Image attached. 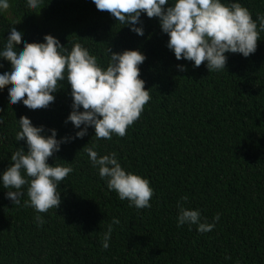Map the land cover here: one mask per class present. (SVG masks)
I'll use <instances>...</instances> for the list:
<instances>
[{
  "label": "trees",
  "instance_id": "trees-1",
  "mask_svg": "<svg viewBox=\"0 0 264 264\" xmlns=\"http://www.w3.org/2000/svg\"><path fill=\"white\" fill-rule=\"evenodd\" d=\"M229 2L248 8L254 20L264 15V0ZM10 5L0 15V49L19 19L14 27L22 40L44 42L50 34L69 50L80 43L102 67L108 47L117 53L138 49L146 56L140 78L151 100L123 138L96 140L89 128L83 139L62 144L49 158L50 165L59 159L74 171L59 185L60 207L42 214V228L33 222L34 210L22 206L27 196L13 205L0 186V264H264V32L254 54H226V70L209 73L205 64L193 68V62L175 59L157 18L141 16V37L91 0H45L40 12L25 0ZM0 64V73L10 70L8 62ZM178 64L187 70L178 71ZM7 87L0 91V173L18 148L27 151L15 139L21 116L56 129L57 139L79 131L65 124L70 85L54 93L47 109L37 110L10 104ZM88 143L101 156L117 153L122 167L150 181L151 208L137 211L107 189L82 150ZM183 196L185 206L198 208L208 223L220 214L211 232L177 227ZM114 217L120 224L103 250V233Z\"/></svg>",
  "mask_w": 264,
  "mask_h": 264
},
{
  "label": "clouds",
  "instance_id": "clouds-1",
  "mask_svg": "<svg viewBox=\"0 0 264 264\" xmlns=\"http://www.w3.org/2000/svg\"><path fill=\"white\" fill-rule=\"evenodd\" d=\"M45 0H25L33 10L43 8ZM99 11L108 12L117 23L128 27L138 36H144L142 15L157 18L162 33L168 36L166 47L174 53L177 61L193 62V68L205 64L209 73L226 70L228 56L240 54L244 58L257 51L260 33L264 32V15L254 20L248 8L229 0H91ZM10 0H0V15L10 9ZM13 21L0 49V61H6L10 70L0 73V91L7 87L9 103H21L29 110L47 109L54 103V93L71 87V112L65 120L74 129V136L57 139L56 129L34 126L30 118L21 116L17 121L15 139L24 141L27 151L18 148L11 154L10 166L0 173V186L13 205L32 208L37 228L46 223L42 214L58 209L62 203L59 185L74 171L71 166L48 163L49 158L60 152L61 145L83 139L88 129H94L96 140H111L113 135L123 138L130 126L143 113L151 100L150 91L145 90V81L140 78V66L146 56L140 50L113 52L107 49V66L102 67L97 57L80 43L71 49L48 34L44 42L29 43L22 40L23 33ZM23 44L17 50L16 45ZM177 70L186 71L178 64ZM3 68V64H0ZM81 108L83 111H81ZM50 132V135L47 133ZM4 138L0 137V141ZM99 177L105 181L110 192H115L121 201L127 200L129 207L137 211L152 207L150 200L154 189L150 181L135 174L119 162L117 153L99 155L95 145L89 143L82 149ZM71 164V163H65ZM26 187V193L24 191ZM188 197L177 201V227L196 226L200 234L211 232L220 221V214L208 223L201 211L185 205ZM120 220L113 218L103 233L102 249L110 247L114 225ZM230 259V257H228Z\"/></svg>",
  "mask_w": 264,
  "mask_h": 264
}]
</instances>
